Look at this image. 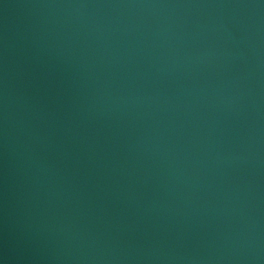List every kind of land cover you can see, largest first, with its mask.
Instances as JSON below:
<instances>
[{
	"label": "water",
	"instance_id": "95a60500",
	"mask_svg": "<svg viewBox=\"0 0 264 264\" xmlns=\"http://www.w3.org/2000/svg\"><path fill=\"white\" fill-rule=\"evenodd\" d=\"M0 264H264V0H0Z\"/></svg>",
	"mask_w": 264,
	"mask_h": 264
}]
</instances>
